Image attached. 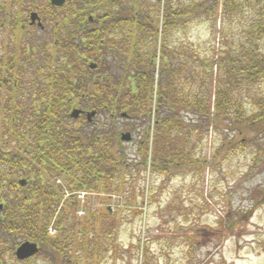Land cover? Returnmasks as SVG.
I'll return each mask as SVG.
<instances>
[{"label":"trees","instance_id":"obj_1","mask_svg":"<svg viewBox=\"0 0 264 264\" xmlns=\"http://www.w3.org/2000/svg\"><path fill=\"white\" fill-rule=\"evenodd\" d=\"M247 1L212 0L186 11L173 10L165 3L162 15L154 23L157 47L152 62L145 65L137 62L129 87L118 88L121 80L117 78L121 77V73L119 76L116 69L99 65L96 71H92L87 60L67 57L68 62H75L68 69L61 65L57 50L55 55L44 58L42 67L35 70L37 54L41 55L38 58L43 55L37 53L38 49L31 43L36 42L37 38L19 28L25 22L19 9L18 12L14 10L15 6L23 9L28 0H0V33L6 39L0 44L4 51L0 54V92L7 95L8 101L0 108L9 116L2 129L8 137H13L15 133L13 138L20 147L14 150L0 149V248L14 255L21 244L20 240L30 241L41 247V252L50 258L51 264H61L65 258L69 259L66 264H74L70 259L75 247L74 240L68 236L62 237V232L66 227L69 231L68 227L77 225L72 215L78 206L70 199L65 207H60V199L45 197V175L52 174V169L58 173L57 177L62 176L70 191L89 189L120 196L126 192L127 184L122 173L128 169V164L118 128L115 125L110 127L109 123L106 131H102L100 125L91 133L82 127L76 129L68 113L75 107L77 99L79 106L86 103L87 110L110 118L111 123L123 114L132 119L148 121L147 143L140 145L144 159L138 167L142 166L143 170L149 167L156 173L165 172L168 178L177 172L199 169L195 167L197 163L189 164L182 156L180 159L179 152L175 150L178 138L184 132V146L191 144L190 137L196 135V131L204 130L207 134L211 129H225L232 133L210 164H220L224 157L238 150L247 152L254 147L260 149L259 141L264 139V101L258 103L259 112L247 115L241 106L233 103L227 86L237 88L239 84L250 87L264 81V0H255L254 29L246 32L249 40L238 48L222 50L217 56L216 67L220 71L224 69L226 77V80H219L217 89L212 86L215 82L214 45L209 47L203 58L194 56L193 65L198 69L201 80L197 81L196 72L191 75L198 89L192 100L179 97L176 93L175 81L184 72L178 74L174 69V53L168 46L171 32L184 29L199 16L211 22L213 32L217 26L220 2L221 13H229L230 19H233L249 13ZM31 4H44L46 10H51L47 0H31ZM128 10L113 12L108 16L128 17L135 32L150 34L144 26L149 19L142 20L135 9ZM80 17L85 18L86 15ZM84 36L82 46L88 47L94 36L90 32ZM88 60H93V57L88 56ZM179 64L185 67L186 62L181 59ZM33 71L46 74V79H37L31 74ZM26 88L37 93L33 96L36 100L23 105L16 98L18 92ZM186 115L193 118L192 124H187ZM33 172L36 173L34 176ZM27 176L32 177L36 188L33 193L28 187H19L17 183V188L13 183ZM95 218L87 222L92 224ZM54 219L58 235L50 237L48 226ZM92 244L90 248L87 243H81L82 262L85 264L89 259L94 260L99 250L96 241ZM88 254H91V258ZM0 264H3L1 258Z\"/></svg>","mask_w":264,"mask_h":264},{"label":"rangeland","instance_id":"obj_2","mask_svg":"<svg viewBox=\"0 0 264 264\" xmlns=\"http://www.w3.org/2000/svg\"><path fill=\"white\" fill-rule=\"evenodd\" d=\"M120 2L124 3L125 9H135L140 19H149L150 21L144 25L146 31H149L152 30L151 25L157 22L158 16L162 15L165 3L173 10L186 11L191 7L211 3L212 0H120ZM255 2L248 0L249 13L233 19H230L229 13H221L220 2L217 26L213 32L211 22L206 17L199 16L184 29L170 33L168 46L174 53V69L178 74L180 71L184 72L175 81L179 97L190 100L198 91L195 87L197 82L195 83L191 77L196 72L197 81L201 80L198 69L193 65L194 56L203 58L211 45L215 46V53L212 56L215 63L213 88L219 87V80H226L225 70L220 71L216 67L217 56L222 50L238 48L241 43L245 44L246 40H249L246 32L254 29L252 24L256 21ZM108 4H105L104 11H117V3L112 6ZM23 7L20 10L15 6L14 10L18 12L19 9L24 19L35 10L41 12L46 10L44 4L36 6L31 4V0ZM69 12L72 13L73 10L70 9ZM52 14L55 16L51 18L55 21L63 16V13L60 16L57 12ZM155 31L156 29L152 41H147L148 35L132 31L133 35L138 36L137 40L141 39V43L146 41V44L144 42V45L136 47L135 57L129 58L130 66L133 67L137 62L145 65L152 61L157 47ZM52 34L51 29L46 33L32 31L30 34L37 38V46L47 42L43 57L38 58L40 54H37L38 65L34 67L35 70L42 67L44 58L50 57L53 53ZM3 37L0 33V44L6 40ZM3 52L0 45V54ZM181 59L182 62H186L185 67L179 64ZM120 73L117 74L120 76ZM31 74L37 79H46V74L42 72L33 71ZM131 74L132 72L129 74L130 77ZM30 83L32 85V80ZM227 89L233 103L241 106L247 115L259 112L258 103L264 101V81L250 87L239 84L237 88L227 86ZM6 97L5 93L0 95V105L8 102ZM16 99L23 105L29 103L31 88L19 91ZM85 104H82V107L77 106L78 104L74 106L82 111L92 112L91 109L86 110ZM4 113L6 114L5 111ZM185 118L187 124H192V117L186 115ZM81 120L83 124L73 121L76 129L82 127L91 133L100 125L102 131H106V126L110 123V127L115 125L120 134L130 133L132 141L121 143L128 164V169L122 173L127 184L126 192L121 195L122 199L116 198L111 203L100 200L101 198L91 201L92 205H96L92 206L91 213L96 215L86 214L81 218L75 212L72 217L76 219L77 225L68 227L69 231L66 227L62 232V237L68 236L74 240L75 247L70 255L74 264H85L82 262L81 243H87L91 248L95 241L99 250L94 255L95 261L89 259L87 264H264V139L259 141L260 149L254 147L247 152L238 150L215 165L210 163L232 133L225 129H211L207 134L204 130L196 131L198 136L191 135V144L184 146L182 144L186 138L184 132V135L178 138L175 150L179 152L180 159L182 156L189 164L197 163L195 167L199 169L177 172L168 178L165 172L156 173L149 167L145 170L142 166L138 167L144 159L140 153V145L143 143L145 146L147 143L145 135L148 121L116 118L111 123L110 118L98 114L92 123H87L85 117ZM4 121H0V149L14 150L19 145L16 139L8 137L3 131ZM45 177L48 183L53 181L49 184V193L52 196H60L63 205L65 199L62 190L68 191L64 179L54 181L47 175ZM19 180L13 182L17 188ZM47 190L44 188L43 192ZM93 217L96 218L89 224L87 221ZM51 224L57 228L56 222L52 221ZM0 253L3 264H51L50 258L43 253L28 263L18 262L14 255L2 247ZM88 256L91 258V254ZM68 260L65 258L61 264H66Z\"/></svg>","mask_w":264,"mask_h":264},{"label":"flooded vegetation","instance_id":"obj_3","mask_svg":"<svg viewBox=\"0 0 264 264\" xmlns=\"http://www.w3.org/2000/svg\"><path fill=\"white\" fill-rule=\"evenodd\" d=\"M115 3H117L116 5L118 6V8L114 13H120V10L127 12L129 11L128 9L124 8V3H121L120 0H68L62 8L56 10L57 13H59V16L63 13V16H61L60 19L55 21L50 16H47L48 14L52 15V13L55 12L56 8L51 9L50 11L44 10L43 12L35 10L31 12L28 17H26L25 19L23 18L25 24H21L19 28L26 33H31L32 31L46 33L51 29V32L53 33V53L51 55H55L56 50L59 51V55L61 56V65L67 67L68 69H71L75 62H68L66 58L73 57L79 60H87L89 67L91 64H96L97 66H104L106 67V69L115 68L116 72H121V77L117 78V80H121V84L117 85V87L126 88L130 85L129 74L131 72H134L133 70L135 68V65H133V67L130 66L131 62L129 58L135 57L134 55L136 53V47H139L142 44L144 45V42L146 44V41H143L141 43V39L137 40L138 36L132 34L134 27L131 25L128 17H109L108 15L113 14V12L109 10H103L104 8H106L105 4L112 6L115 5ZM70 9L73 10L72 13L74 14L69 12ZM34 13L38 15V18L34 23H32L31 15ZM80 15H86V17L81 18ZM20 22L23 23L22 21ZM151 26L152 30H149L150 34H148L149 39L147 41H152V39H154L155 37V34L153 33L155 29L154 24ZM87 32L92 33V35L94 36L93 42L88 47L82 46V37H85L84 34H86ZM65 36H70V38L66 39L64 38ZM36 42L33 41L31 43H34V46L36 47V49H38L36 50L37 53L45 54L44 50L46 48L47 42L42 46H37ZM87 48H89V50H87ZM88 56L93 57V60H88ZM149 62L151 63L152 61ZM131 68H133V70ZM45 85L46 84H43V86ZM70 85L72 84L70 83ZM3 93L4 92H0V95H2ZM36 94L37 93L32 89L31 101L36 100V98L33 97ZM76 104L79 105L78 99L76 101ZM76 109L78 108L72 107L69 110L70 112L68 113V116L70 117L71 113ZM83 112H85V114H83L78 120H76L79 121L80 124L84 123L81 120L82 117H85L87 122L86 114L89 111ZM8 118V114H5L4 109L0 108V121L7 120ZM14 135L15 133L12 136L14 137ZM55 168H58V166L55 165ZM50 171L52 174L47 176L50 180L52 179L54 181H57L60 180L59 178H62V176L57 177L58 173L55 169H52ZM35 174L36 173L33 172V176ZM54 176H56L57 178H54ZM26 180L27 186L25 187H28L31 193H33L36 188L32 183V177L28 176ZM52 182L53 181L48 183L46 181V184H44L43 188L48 189L45 197L47 199L50 198L59 200L61 199L60 196H52L49 193V184H51Z\"/></svg>","mask_w":264,"mask_h":264},{"label":"water","instance_id":"obj_4","mask_svg":"<svg viewBox=\"0 0 264 264\" xmlns=\"http://www.w3.org/2000/svg\"><path fill=\"white\" fill-rule=\"evenodd\" d=\"M49 2L53 7L61 8L65 5L67 0H49ZM37 18H38L37 14H32L31 15L32 23H34ZM91 69H96V65L91 66ZM81 113H82V111L76 110L73 112L71 117L73 119H77L81 115ZM95 116H96V112H91V113L87 114L88 121L91 122ZM131 138L132 137L130 134H123L121 137V140L123 142H129L131 140ZM25 182L26 181H21V184L25 185ZM39 251H40V249L36 243H32V242L27 241V242H24L23 244H21L16 249L15 257L18 261H25V260H28V259L36 256L39 253Z\"/></svg>","mask_w":264,"mask_h":264},{"label":"built area","instance_id":"obj_5","mask_svg":"<svg viewBox=\"0 0 264 264\" xmlns=\"http://www.w3.org/2000/svg\"><path fill=\"white\" fill-rule=\"evenodd\" d=\"M86 198H87V194L85 193L78 195V199L82 202V204L86 202Z\"/></svg>","mask_w":264,"mask_h":264}]
</instances>
